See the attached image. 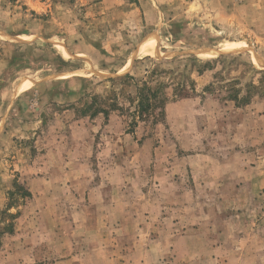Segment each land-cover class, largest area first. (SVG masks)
<instances>
[{
	"label": "rangeland",
	"instance_id": "obj_1",
	"mask_svg": "<svg viewBox=\"0 0 264 264\" xmlns=\"http://www.w3.org/2000/svg\"><path fill=\"white\" fill-rule=\"evenodd\" d=\"M238 4L0 0V264H264V0ZM158 63L196 83L158 121L82 110H133L109 78Z\"/></svg>",
	"mask_w": 264,
	"mask_h": 264
},
{
	"label": "trees",
	"instance_id": "obj_2",
	"mask_svg": "<svg viewBox=\"0 0 264 264\" xmlns=\"http://www.w3.org/2000/svg\"><path fill=\"white\" fill-rule=\"evenodd\" d=\"M216 60V59H215ZM211 61H207L206 63H210ZM173 72L170 69H165L162 66V63H158L155 65L145 77L140 80L135 79L133 75L130 73H126L123 76L117 78H109L113 83L115 82H127L130 80L136 81V91L133 95L127 97L131 106L134 105V109L132 110L130 107L120 106L119 103L111 98H105L103 101H108L109 107H105L103 105H99L98 101H100V97L98 95L93 96L92 100L85 105V108L82 109L84 113L87 111H91V116L97 115L99 113H104L105 115H109V110L111 109H126L128 113L131 115V126L134 128L140 121L144 120H152L153 122L158 121L161 119L165 114V106L166 103L169 101L170 96L167 93V88L172 87L173 89V97L174 98H187L191 97L196 92V83L193 78H189L187 81L186 79L180 80L173 85L170 81L162 80L164 73L166 72ZM184 76V74H182ZM174 78V77H173ZM172 78V79H173ZM171 79V80H172ZM173 85V86H172ZM250 96V95H248ZM234 99H237V94L234 95ZM246 97H244L245 99ZM131 131H134L131 129ZM20 195L23 199H29L32 197V192L20 183L15 184V189L9 191V197L12 199L14 195ZM15 201L11 200L7 204V206L3 209H0L1 221L4 223L3 226H0V237L2 234L6 232H13L15 229V219L20 214L19 211L16 213L10 212L12 207H15ZM6 217H10V220L6 222ZM1 243V239H0Z\"/></svg>",
	"mask_w": 264,
	"mask_h": 264
},
{
	"label": "crops",
	"instance_id": "obj_3",
	"mask_svg": "<svg viewBox=\"0 0 264 264\" xmlns=\"http://www.w3.org/2000/svg\"><path fill=\"white\" fill-rule=\"evenodd\" d=\"M233 1V3L234 4H238L237 2H235V0H232ZM249 1V4H247V5H245V6H250L251 7V3L253 4V11H256V10H258V6L259 5H257V4H259V1L260 0H248ZM244 2H247V0H244ZM243 2V3H244ZM258 2V3H257ZM243 3H240V4H238V5H242ZM243 6H244V4H243ZM242 6V7H243ZM258 12V11H257Z\"/></svg>",
	"mask_w": 264,
	"mask_h": 264
},
{
	"label": "bare ground",
	"instance_id": "obj_4",
	"mask_svg": "<svg viewBox=\"0 0 264 264\" xmlns=\"http://www.w3.org/2000/svg\"><path fill=\"white\" fill-rule=\"evenodd\" d=\"M153 45V44H152ZM151 50V46L150 45H148L145 49H144V51H146V52H148V51H150ZM202 56L203 57H209V56H211V54H207V53H202Z\"/></svg>",
	"mask_w": 264,
	"mask_h": 264
}]
</instances>
